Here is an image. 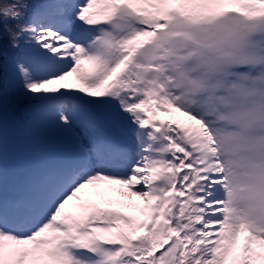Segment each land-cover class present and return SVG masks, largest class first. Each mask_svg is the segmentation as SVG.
<instances>
[{"label": "snow or ice", "instance_id": "snow-or-ice-1", "mask_svg": "<svg viewBox=\"0 0 264 264\" xmlns=\"http://www.w3.org/2000/svg\"><path fill=\"white\" fill-rule=\"evenodd\" d=\"M0 67V264H264V0H0Z\"/></svg>", "mask_w": 264, "mask_h": 264}, {"label": "rangeland", "instance_id": "rangeland-1", "mask_svg": "<svg viewBox=\"0 0 264 264\" xmlns=\"http://www.w3.org/2000/svg\"><path fill=\"white\" fill-rule=\"evenodd\" d=\"M8 124H10L9 119H8ZM11 128L14 127H19V125L17 124V121H13V123L10 124ZM42 132L37 130V134L35 133H31L30 135H33V140L32 143L30 142V146L29 149L27 150V152H32V153H41L42 149H41V144H44L46 146H48L49 148H54L57 150H62L64 152H68L70 153L72 151V144L70 142V140L64 136L63 139H60L63 134L56 131L55 129H52L51 127L47 126L46 124H42ZM43 131L46 133V139L50 138L51 140L53 139L54 141H56L55 143H50L47 142L48 144L44 143V142H40L38 140V136L42 137ZM48 137V138H47ZM59 139V140H58ZM29 144V143H28ZM13 155H17V157H22L24 156V153H17V154H13ZM10 157V156H9Z\"/></svg>", "mask_w": 264, "mask_h": 264}, {"label": "trees", "instance_id": "trees-1", "mask_svg": "<svg viewBox=\"0 0 264 264\" xmlns=\"http://www.w3.org/2000/svg\"><path fill=\"white\" fill-rule=\"evenodd\" d=\"M8 69L9 67H0V79H3L5 74H8ZM5 99L7 101L8 119L10 124L13 123V121L15 122L17 121L18 122L17 124L21 125L22 122H24V119L21 116V112H20V108L22 107V105H18L11 95H7ZM34 124L39 126L40 123L35 122ZM21 134H22V130L20 131L17 130V135H21Z\"/></svg>", "mask_w": 264, "mask_h": 264}]
</instances>
